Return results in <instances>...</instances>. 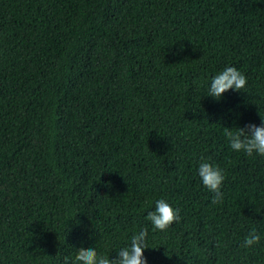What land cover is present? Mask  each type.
Listing matches in <instances>:
<instances>
[{
  "label": "trees",
  "instance_id": "1",
  "mask_svg": "<svg viewBox=\"0 0 264 264\" xmlns=\"http://www.w3.org/2000/svg\"><path fill=\"white\" fill-rule=\"evenodd\" d=\"M226 67L247 84L216 100ZM261 119L264 0H0V264L117 259L142 229L147 264H264V156L224 131Z\"/></svg>",
  "mask_w": 264,
  "mask_h": 264
},
{
  "label": "clouds",
  "instance_id": "2",
  "mask_svg": "<svg viewBox=\"0 0 264 264\" xmlns=\"http://www.w3.org/2000/svg\"><path fill=\"white\" fill-rule=\"evenodd\" d=\"M247 84V78L235 67H226L212 77L208 88V96L220 100L229 90L241 91ZM225 135L230 148L235 152H243L247 156H264V119L261 124L249 123L236 131L225 128ZM198 175L205 188L212 192V203L219 204L223 200L222 184L225 180L223 170L218 165L202 161L198 168ZM180 210L174 209L166 200L155 201L154 210L147 213L146 219L155 229L165 231L174 222H179ZM147 229H142L131 237L130 245L120 248L117 259H109L98 255L95 248H80L75 255L76 264H147L144 256L147 244ZM261 237L255 230L244 239V247H252L260 242ZM64 264H73L65 257Z\"/></svg>",
  "mask_w": 264,
  "mask_h": 264
}]
</instances>
